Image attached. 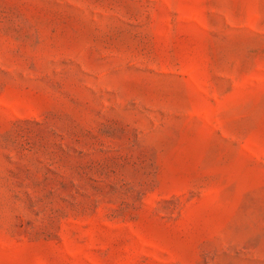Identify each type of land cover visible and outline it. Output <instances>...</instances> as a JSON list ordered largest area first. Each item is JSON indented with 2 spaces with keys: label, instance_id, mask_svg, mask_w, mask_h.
I'll use <instances>...</instances> for the list:
<instances>
[{
  "label": "rangeland",
  "instance_id": "374dc122",
  "mask_svg": "<svg viewBox=\"0 0 264 264\" xmlns=\"http://www.w3.org/2000/svg\"><path fill=\"white\" fill-rule=\"evenodd\" d=\"M0 264H264V0H0Z\"/></svg>",
  "mask_w": 264,
  "mask_h": 264
}]
</instances>
